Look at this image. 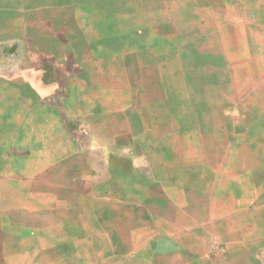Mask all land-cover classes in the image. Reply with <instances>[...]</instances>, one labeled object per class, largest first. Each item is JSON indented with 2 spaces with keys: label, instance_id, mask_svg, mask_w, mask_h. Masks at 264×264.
<instances>
[{
  "label": "crops",
  "instance_id": "0c3cea01",
  "mask_svg": "<svg viewBox=\"0 0 264 264\" xmlns=\"http://www.w3.org/2000/svg\"><path fill=\"white\" fill-rule=\"evenodd\" d=\"M123 1L8 0L0 8L1 34L20 33L0 46L1 159L7 167L38 162L18 177L50 175L54 191L82 194L65 216H52L50 247L0 248V264H264V116L252 121L253 107L239 103L251 76L215 81L209 120L156 116L143 99L155 95L154 83L139 87L128 71L139 48L153 65V46L140 42L136 19L124 23V13L136 14ZM53 84L50 94L37 91ZM190 134L195 156L171 152L173 140L186 145ZM94 142H107L109 154ZM125 146L146 166L133 167L120 154Z\"/></svg>",
  "mask_w": 264,
  "mask_h": 264
},
{
  "label": "rangeland",
  "instance_id": "374dc122",
  "mask_svg": "<svg viewBox=\"0 0 264 264\" xmlns=\"http://www.w3.org/2000/svg\"><path fill=\"white\" fill-rule=\"evenodd\" d=\"M7 3L8 0H0V8ZM123 8L126 11L132 8L136 14L129 17L124 13V23L136 19L140 42L153 46L154 64H146V50L142 52L139 48V63L128 71L137 75L139 87L154 83L155 95L143 99L148 98L149 103L151 100L156 116L185 122L209 120L210 106L216 102L215 81L230 73L240 79L251 76L246 82L250 85V96L239 98V103L247 101L253 107L252 121L264 116V0H124ZM19 35L14 32L3 36L0 31V46L13 44ZM35 35L32 26H28L27 40L34 41ZM185 75L195 79L186 82ZM13 103L14 97L5 98L6 105ZM246 115L244 111L239 113L240 119ZM193 143L194 135L190 134L186 145H178L175 139L169 148L171 152L180 148L190 158L196 154L197 146ZM50 147L54 149L55 145ZM63 147L59 145L60 149ZM2 150L0 146V248L19 252L50 247L51 235L57 232L51 223L52 216H65L67 202L76 203L82 194L68 193L61 187L54 191L50 175L37 179L18 177V168L32 173L38 169V162L22 166L16 162L7 167L1 159ZM260 150L262 154L264 146ZM62 164L66 166V161ZM62 169L58 172L59 179L67 181L66 167ZM4 173L10 177L3 176ZM77 176L75 180L87 183L83 182L87 179ZM56 199L64 206L58 212L53 208ZM59 229L60 233L66 232V226Z\"/></svg>",
  "mask_w": 264,
  "mask_h": 264
},
{
  "label": "clouds",
  "instance_id": "9594fccd",
  "mask_svg": "<svg viewBox=\"0 0 264 264\" xmlns=\"http://www.w3.org/2000/svg\"><path fill=\"white\" fill-rule=\"evenodd\" d=\"M33 87H36V85L34 84ZM55 88H56V85L53 84L50 87L45 88V89L37 88V91L39 92L41 96H44V95H47L53 92ZM92 147L94 149H99L105 156H107L110 152V147L108 146L107 142H94ZM120 154L122 156H130L132 165L135 168L146 166V161L143 158H139L134 155H131V149L127 146L121 148Z\"/></svg>",
  "mask_w": 264,
  "mask_h": 264
}]
</instances>
